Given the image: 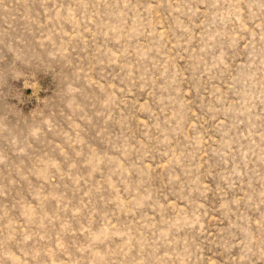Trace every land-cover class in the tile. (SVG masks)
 I'll return each instance as SVG.
<instances>
[{"label": "rangeland", "instance_id": "obj_1", "mask_svg": "<svg viewBox=\"0 0 264 264\" xmlns=\"http://www.w3.org/2000/svg\"><path fill=\"white\" fill-rule=\"evenodd\" d=\"M0 264H264V0H0Z\"/></svg>", "mask_w": 264, "mask_h": 264}]
</instances>
